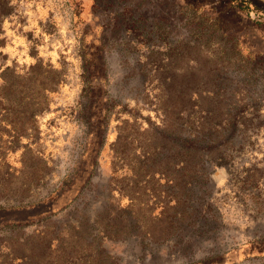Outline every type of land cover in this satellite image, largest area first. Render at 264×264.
I'll use <instances>...</instances> for the list:
<instances>
[{"label": "rangeland", "instance_id": "1", "mask_svg": "<svg viewBox=\"0 0 264 264\" xmlns=\"http://www.w3.org/2000/svg\"><path fill=\"white\" fill-rule=\"evenodd\" d=\"M102 4L0 0V264H264V0Z\"/></svg>", "mask_w": 264, "mask_h": 264}, {"label": "trees", "instance_id": "2", "mask_svg": "<svg viewBox=\"0 0 264 264\" xmlns=\"http://www.w3.org/2000/svg\"><path fill=\"white\" fill-rule=\"evenodd\" d=\"M96 1V7L97 8H100V6H99V4H101V3H103L102 5H101V7H102V10H106V8L108 7V6H111L112 4H113V1L114 0H94V2ZM122 2L124 1V0H121ZM107 3H108V6H106L107 5ZM132 4H134V1H130V3H129V5H132ZM118 11H119V9H117ZM123 11V12H122ZM121 12L122 13H115V11H114V13H112V14H115L116 15V20L118 19V17L119 16H123V15H125V14H127L128 15V9H125V8H122L121 9ZM133 11H131V13H132ZM145 14H146V12H144ZM140 18H141V16H140ZM139 19V18H138ZM128 23V22H127ZM96 26H97V32H95V36L96 35H99V33H98V27H100V28H102V30H104L105 28H106V26L105 25H97L96 24ZM108 27V26H107ZM112 29H116V27H113ZM137 29L138 28H136L134 25H132V24H130L129 23V26L128 27H126L125 28V30H127V31H137ZM87 34V33H86ZM86 37V36H85ZM84 37V38H85ZM89 47H90V54H92L93 55V57H94V59H98L99 58V61H100V57L102 56V52L104 51V46L103 45H101L100 44V41H99V39H94L93 40V42L91 43V44H89ZM98 65V63H96V65H94V67L95 66H97Z\"/></svg>", "mask_w": 264, "mask_h": 264}]
</instances>
